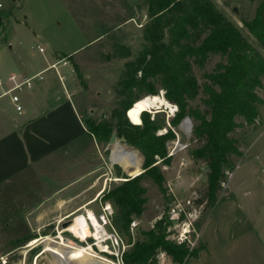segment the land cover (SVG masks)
<instances>
[{"label": "rangeland", "instance_id": "1", "mask_svg": "<svg viewBox=\"0 0 264 264\" xmlns=\"http://www.w3.org/2000/svg\"><path fill=\"white\" fill-rule=\"evenodd\" d=\"M142 1L1 0V3L3 9L12 12L10 23L6 26L10 41L18 48L21 58H26L28 63L42 61L53 49L58 50L59 54L72 52L69 57L72 69L70 81L75 89L78 109L83 118L98 122L102 119L109 121L111 110L115 106L117 82L125 70V63L134 60L147 46L143 29L150 24L151 17L143 7L139 8ZM210 1L264 56V46L250 36L243 24L244 20L254 16L260 0ZM171 28L172 24L158 29L161 33L158 43L164 42L166 46L170 44ZM116 37L129 49V55L107 58L106 55L112 53L110 45ZM89 40L91 41L87 43ZM39 47L43 51H39ZM161 51L166 60L174 61V51L169 54ZM218 60L219 55H211L204 68L193 67L200 84L204 81L203 72L209 71ZM261 82L262 86L256 88V92L264 100V76H261ZM164 93L165 90L160 88L156 95L159 94L167 106L158 108V111H145L150 118H154L156 134L170 129L174 135L166 143L168 162L159 163L163 174V191L149 178L142 181L146 189V202L141 215L132 217L131 221H136V225L130 228L129 224L128 233L124 229L118 230L112 221L115 208L104 198V194L126 177H133L142 171V152L126 145L123 139L118 140L122 136L118 137L116 134L115 142L111 144L99 143L95 139L91 143H77L42 159L0 186V259H4L7 264H33L35 261L36 264H62L61 260L54 258V253H59L61 257L64 249L70 253L71 246L82 248L89 243L94 253L83 252L82 259L86 264H117L116 258L110 254L117 248L114 246L113 236L101 242L107 248V251H101L96 239L90 234V227L86 239L80 241L70 231L65 230L68 225L62 226L64 221L71 218L74 223L75 216L86 214L87 210L95 215L101 214V206L106 201L110 203L112 212L106 218L104 229L108 235L120 237L125 250L135 240L143 239L142 232L150 229L159 218L164 219L165 223L169 222L167 238L176 242V234L181 231L183 224L173 226L174 223L168 219V211L174 201L184 202L186 211L190 212L188 220L186 219L190 229L187 236L190 241H194V245L183 243L189 249L197 246L196 233L199 230L196 223L201 221L206 210L205 202L196 203L195 199L206 185V164L191 154V150L199 145L190 139L191 119L184 116L176 126L171 125L177 106L166 99ZM150 95L152 94L145 96ZM201 99L200 92L189 103L202 109L204 105ZM257 108L258 116L253 123H246L241 116L236 117L238 126L230 135L236 139L241 154L231 156L230 163L233 166L225 170L226 177L221 183L217 200L231 196L225 200L237 202L244 211L239 212L240 221L245 219L247 227L252 226L262 233L264 101ZM168 110H171L170 114ZM125 115L130 121L127 114ZM186 118L190 120L188 127ZM176 141L179 144L174 145ZM122 147L134 154L124 153ZM159 161L161 159L157 158V162ZM90 198L94 199L93 202L85 203ZM187 200L191 203L186 204ZM72 212H75L73 216L58 223L66 214ZM51 224L52 228L49 227ZM25 234L32 237L13 248L15 240ZM45 248L48 250L41 252ZM160 252L163 251L155 256L156 264H161L158 257ZM165 257L166 264L173 263L168 254L165 253Z\"/></svg>", "mask_w": 264, "mask_h": 264}, {"label": "trees", "instance_id": "2", "mask_svg": "<svg viewBox=\"0 0 264 264\" xmlns=\"http://www.w3.org/2000/svg\"><path fill=\"white\" fill-rule=\"evenodd\" d=\"M138 6L151 17L150 24L143 29L147 46L134 60L125 63V70L117 82L115 106L109 121L82 118L86 128L82 141L91 143L95 139L106 144L115 133L123 137L126 145L142 152V171L126 177L104 194L115 208L113 224L128 233L132 217H139L144 210L146 189L142 181L149 178L163 191L159 163L168 162L166 143L174 135L170 129L156 134L154 118L145 111L140 113L141 121L137 124L128 121L125 114L141 97L164 89L165 98L177 106L171 125L176 126L184 116L191 119L190 139L199 144L191 154L206 164V185L195 199L196 203L205 202L206 211L196 223L199 230L207 212L217 202L226 168L233 166L231 156L241 154L236 139L230 135L238 126L236 117L241 116L246 123H253L258 116L257 106L264 101L256 92V88L262 86L264 56L210 0H143ZM2 14L7 18L8 13ZM6 23L7 20L4 26ZM170 24V44L158 43L161 38L158 29ZM243 24L250 36L264 46V0H260L254 16L244 20ZM111 43L112 53L106 55L107 58L129 55V49L119 38ZM161 50L164 54L174 51V61L166 60ZM211 55H219L220 60L209 71L203 72L204 81L200 84L193 67L204 68ZM200 92L202 109L189 103ZM157 158L161 161L157 162ZM164 221L157 219L150 229L142 232L143 239L135 240L122 253L124 264H156L155 256L159 251L168 254L174 264H182L197 253L199 247L189 249L184 243L167 238L169 222ZM31 237L25 234L17 238L13 248Z\"/></svg>", "mask_w": 264, "mask_h": 264}, {"label": "crops", "instance_id": "3", "mask_svg": "<svg viewBox=\"0 0 264 264\" xmlns=\"http://www.w3.org/2000/svg\"><path fill=\"white\" fill-rule=\"evenodd\" d=\"M3 12L8 13L7 18ZM11 16L12 12L3 9L1 3L2 87L11 85L8 77L12 74L17 81L33 78L30 86L22 85L16 90L22 106L20 113L9 95L0 97V184L67 146L84 143L86 130L70 81L69 56L72 52L59 54L53 49L42 61L28 63L26 58H21L6 31ZM227 197L217 200L207 212L196 239L197 253L182 264H264V231L260 233L252 226L247 227L245 219L240 221L241 207L237 202L225 200ZM93 200L90 198L85 203ZM63 251L62 255L72 258L70 264H76L77 251L73 248L70 253ZM82 262L86 264L83 259Z\"/></svg>", "mask_w": 264, "mask_h": 264}, {"label": "bare ground", "instance_id": "4", "mask_svg": "<svg viewBox=\"0 0 264 264\" xmlns=\"http://www.w3.org/2000/svg\"><path fill=\"white\" fill-rule=\"evenodd\" d=\"M167 105H166V102L164 101V99L159 94L158 95L154 94V95H150V96H143L135 102V104L132 108H130V109H128V111H126V114L132 123H139L140 113L142 111H146V110L158 111L159 110L158 108L163 107V106H167ZM171 110H168L169 114H170ZM187 125L188 124L186 123V126ZM122 150L124 153H128L130 155L134 154L133 152L126 150L123 147H122ZM74 214H75V212H72L69 214V216H73ZM61 219H60V221H61ZM60 221L58 223H60ZM72 221H73V218L70 219V222L67 224L68 226L65 228V230L70 231L72 233V235L75 238H78L80 241H84L88 235V228L90 227L91 228L90 234L94 239H96V242H97L96 244H98V246L100 247V250L101 251H107V248H105V246L102 245L101 242L105 241L108 238V233L104 229V226L101 224V220H99V218L91 210H87L86 214H77L75 216L74 223H72ZM59 236H60V234H58V237ZM47 238L49 239L50 237H47ZM71 248L76 250L77 254H79V258L76 260V264H84L82 262V259H81V253L83 251H86L89 253L90 252L94 253L93 247L89 243H87L82 248L76 247V246H71ZM46 250H48V249L45 248L42 251H46ZM53 256L57 260L59 259L66 264H70V260H72V258H70V256L61 255V257H60L59 253L58 254L54 253ZM57 256H59V257H57Z\"/></svg>", "mask_w": 264, "mask_h": 264}, {"label": "built area", "instance_id": "5", "mask_svg": "<svg viewBox=\"0 0 264 264\" xmlns=\"http://www.w3.org/2000/svg\"><path fill=\"white\" fill-rule=\"evenodd\" d=\"M1 6V3H0ZM39 50L42 51L43 49L41 47H39ZM54 66V65H53ZM39 78H41L40 75H38ZM33 77H28V78H24L21 81H17L15 79V75H10L8 77V80L11 82V85L8 88H3V80L0 78V97L5 96V95H9L10 100L15 108V110L20 113L22 110V106L20 104L19 101V96L17 95V93L15 92L17 89H19L22 85H26V86H30L31 85V79ZM176 144H179L178 141H176ZM175 149V146L173 148V150ZM169 153V152H168ZM172 152L170 151V154ZM191 201L187 200L186 204H190ZM101 214L96 215L99 220H101V224L104 226L107 224L106 218L111 215V206L109 202H104V204L101 206ZM70 213L66 214L61 221H63L66 218H69L71 216H69ZM190 212L186 211V205L184 202L180 201V202H175L173 203V205L170 207L169 211H168V219L174 223L173 226L176 224L178 225V223H182V228L181 231H179L176 235H178L176 237V242L178 243H183V242H188L191 246L194 245V241H190V239H188L187 234L189 233L190 229H189V224L188 222H186L188 220ZM187 219V220H186ZM182 222H181V221ZM60 221V222H61ZM176 221V222H175ZM190 223V222H189ZM136 225V221H131L130 223V228L134 227ZM191 225V223H190ZM192 226V225H191ZM113 236L114 239V246L117 247L116 250L114 252H110V254H112L115 258H116V263L118 264H124L123 260H122V253L125 250V247L123 245V241L120 237L115 236L114 234L112 235H108L107 239H111ZM196 236H198V232L196 233ZM121 245V247H120ZM161 264H166L165 260L167 257H165V253L164 252H160L159 256ZM6 261L4 259H0V264L5 263Z\"/></svg>", "mask_w": 264, "mask_h": 264}, {"label": "water", "instance_id": "6", "mask_svg": "<svg viewBox=\"0 0 264 264\" xmlns=\"http://www.w3.org/2000/svg\"><path fill=\"white\" fill-rule=\"evenodd\" d=\"M185 121H186V122L188 123V125H189V123H190L189 118H186ZM122 139H123V137L119 138L118 140L121 141ZM114 142H115V133H112V134H111V138H110V140H109L108 143L111 144V143H114ZM69 222H70V219H68L67 221H64V222L62 223V226L65 227ZM49 227L52 228V227H53V224L49 225ZM3 264H7V263H3Z\"/></svg>", "mask_w": 264, "mask_h": 264}]
</instances>
